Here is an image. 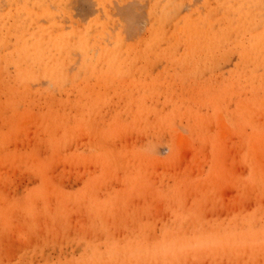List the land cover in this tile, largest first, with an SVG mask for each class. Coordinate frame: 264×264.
<instances>
[{
	"label": "rangeland",
	"instance_id": "374dc122",
	"mask_svg": "<svg viewBox=\"0 0 264 264\" xmlns=\"http://www.w3.org/2000/svg\"><path fill=\"white\" fill-rule=\"evenodd\" d=\"M0 264H264V0H0Z\"/></svg>",
	"mask_w": 264,
	"mask_h": 264
},
{
	"label": "bare ground",
	"instance_id": "6f19581e",
	"mask_svg": "<svg viewBox=\"0 0 264 264\" xmlns=\"http://www.w3.org/2000/svg\"><path fill=\"white\" fill-rule=\"evenodd\" d=\"M49 44V48H52L53 46H56L55 47V49L56 50H68V49H70L71 47H73V45H71L70 44V41H67V40H64V39H62V38H55L54 40H52L50 43H48ZM94 44V43H93ZM86 46H87V41H86V39H80L77 43H76V47H78V48H80L81 50H82V52L83 53H86ZM44 46L43 45H41V42L40 41H38L37 42V46L35 47V54H37L38 52L40 53V54H37V55H35V56H41V52H40V50H41V48H43ZM93 47V46H92ZM31 48V46H29V43L28 42H26L25 43V46H24V48H23V50L24 51H28L29 49ZM93 49V48H92ZM91 50V49H90ZM96 55V54H95ZM79 59V58H78ZM33 61V60H32ZM34 61H36V60H34ZM52 62H53V60L51 61V64H52ZM37 71V70H36ZM55 80H56V77L54 78ZM31 84V83H30ZM45 85H46V83H45ZM16 86V85H15ZM35 86V85H34ZM7 89V88H6ZM23 89V88H22ZM29 89V88H28ZM14 90V89H13ZM14 92H16V91H13V93ZM26 92V91H25ZM6 93H8L7 91H6ZM10 93V92H9ZM8 93V94H9ZM12 93V92H11ZM22 93V92H21ZM74 93V92H73ZM10 96H11V94H9ZM20 95V94H19ZM15 96V95H14ZM17 98V97H16ZM15 98V99H16ZM20 98V96H18V98L17 99H19ZM6 99H8V98H6ZM22 99V98H21ZM24 99H26V98H24ZM23 99V100H24ZM9 100V99H8ZM12 100V99H11ZM20 100V99H19ZM15 101V100H14ZM25 101H27V100H25ZM20 102V101H19ZM28 102V101H27ZM16 103V102H15ZM22 102H20V103H18L17 102V104H21ZM24 104H26L25 102H23ZM28 103H32V102H28ZM4 106V105H3ZM65 108V107H64ZM48 112V111H47ZM47 119V118H46ZM25 124H26V122H25ZM23 125V124H22ZM237 128V127H236ZM37 133V132H36ZM18 148V147H17ZM244 149V148H243ZM252 160V159H251ZM24 161V160H23ZM29 163V162H28ZM203 165V164H202ZM204 166H205V164H204ZM203 166V167H204ZM165 173V172H164ZM256 174H257V172H256ZM162 175V174H161ZM3 176V175H2ZM192 212V211H191ZM247 213V212H246ZM259 213V212H258ZM246 217V216H245ZM239 218V217H238ZM242 218V217H241ZM236 219V218H235ZM234 219V220H235ZM250 219V218H249ZM233 220V221H234ZM251 220V219H250ZM47 221V220H46ZM194 221V220H193ZM239 221H241V220H239L238 219V222ZM245 221H248V220H245ZM244 221V223H246ZM249 222V221H248ZM235 223H237V220L235 221ZM241 223V222H240ZM243 223V224H244ZM211 224V223H210ZM210 224H209V226H210ZM251 224V223H250ZM200 225V224H199ZM204 225H206V224H204ZM209 226H207V227H209ZM240 226H242V224L240 225ZM21 229V228H20ZM19 229V230H20ZM91 230V229H90ZM201 230V229H200ZM211 230V229H210ZM183 232V231H182ZM203 232V231H202ZM181 233V232H180ZM175 235H176V233H175ZM207 235V234H206ZM181 236V235H180ZM172 237H174V236H172ZM167 238H168V235H167ZM150 240V239H149ZM156 242H157V239L155 240Z\"/></svg>",
	"mask_w": 264,
	"mask_h": 264
}]
</instances>
